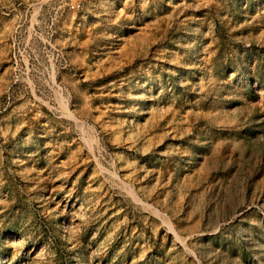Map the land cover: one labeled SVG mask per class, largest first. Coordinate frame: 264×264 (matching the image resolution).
Masks as SVG:
<instances>
[{
    "label": "rangeland",
    "instance_id": "374dc122",
    "mask_svg": "<svg viewBox=\"0 0 264 264\" xmlns=\"http://www.w3.org/2000/svg\"><path fill=\"white\" fill-rule=\"evenodd\" d=\"M0 264H264V0H0Z\"/></svg>",
    "mask_w": 264,
    "mask_h": 264
}]
</instances>
